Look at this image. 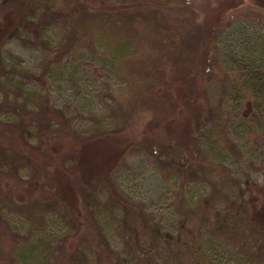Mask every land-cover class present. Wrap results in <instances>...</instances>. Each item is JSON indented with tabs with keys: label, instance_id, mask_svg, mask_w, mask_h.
I'll use <instances>...</instances> for the list:
<instances>
[{
	"label": "rangeland",
	"instance_id": "374dc122",
	"mask_svg": "<svg viewBox=\"0 0 264 264\" xmlns=\"http://www.w3.org/2000/svg\"><path fill=\"white\" fill-rule=\"evenodd\" d=\"M263 262L264 0H0V264Z\"/></svg>",
	"mask_w": 264,
	"mask_h": 264
},
{
	"label": "trees",
	"instance_id": "16d2710c",
	"mask_svg": "<svg viewBox=\"0 0 264 264\" xmlns=\"http://www.w3.org/2000/svg\"><path fill=\"white\" fill-rule=\"evenodd\" d=\"M260 1H263V0H260ZM257 91H262L261 90V88H256L253 92H257ZM260 106L258 107V108H260L261 107V104L260 103H258ZM260 264H264V262L263 263H260Z\"/></svg>",
	"mask_w": 264,
	"mask_h": 264
}]
</instances>
